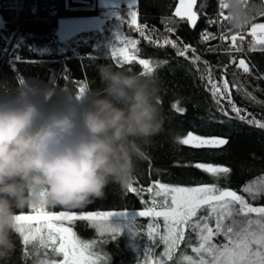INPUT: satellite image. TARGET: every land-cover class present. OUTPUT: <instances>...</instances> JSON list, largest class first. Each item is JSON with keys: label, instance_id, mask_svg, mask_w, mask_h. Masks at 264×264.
Segmentation results:
<instances>
[{"label": "trees", "instance_id": "obj_1", "mask_svg": "<svg viewBox=\"0 0 264 264\" xmlns=\"http://www.w3.org/2000/svg\"><path fill=\"white\" fill-rule=\"evenodd\" d=\"M177 3V0H138L137 21L144 35H141L136 26L123 22L128 34L125 39L138 42L134 47L130 46L127 52L128 55L136 57L131 64H119V57L113 59L107 41L95 42L94 38L86 39L80 35L81 37L78 36L61 47L56 40L58 20L27 21L19 58L5 64L0 59V82H15L31 77L47 81L49 77H53L59 85H67L75 92H79L81 86L87 91L101 86L96 72L98 64L112 63L117 68L141 73L143 66L138 63L140 59L166 60L167 64L158 67L153 75L161 89V106L168 118L165 131L154 138L153 145L148 149V159L138 163L132 186L147 188L153 182L184 187L216 184L222 189L241 192L240 189L246 182L264 174V129L235 119L234 113L229 112V116H224L218 111L211 91L206 86L207 81L200 79V73L191 63V57L198 55L200 61H207L217 83L222 78L227 79L233 102L264 122V46L257 45L245 55V63L250 71L239 72L225 64L216 33L219 30L229 37H239L246 28L232 30L227 20H221L218 27L210 26V21L216 17L217 0H197L194 7L197 19L195 26H191L186 18L175 14ZM248 3L253 9V18L247 27L255 23L264 24V0H248ZM60 4L61 17L97 16L103 10L95 0H60ZM224 14L227 15L226 9ZM3 16L11 17L7 12ZM119 20L126 19H113L115 22ZM104 32L108 33L106 30ZM203 33H209L215 38L204 40ZM165 39L175 41L180 48L190 45L195 53L189 51L188 58L177 56L176 49L171 45L160 46L156 43L159 41L162 44ZM69 52H76L80 57L69 58L66 56ZM199 67L204 69L205 65L201 62ZM233 84L237 87L234 88ZM246 92L251 93L255 100L249 99ZM177 101L178 106L183 109L182 112L176 111L174 107ZM221 102L226 109L229 108L225 100ZM189 132L204 138H224L228 143L219 148H194L179 142L174 143V138H185ZM197 163L224 166L230 168L231 172L226 177L214 178L196 168L194 165ZM142 200L149 201V194L138 195L128 189L121 190L116 184H110L102 199H96L86 207L47 208L54 212L77 213L142 211L145 209ZM261 200L264 202V195ZM29 210L30 208L18 210V215L28 213ZM150 221L146 218L136 220V237L133 242L126 234H120L107 242L104 251L109 259L105 264H140L150 248L157 257L163 251L164 245L159 241L158 235L155 237L156 244L148 239L146 225ZM156 222L163 233V219L159 218ZM75 227L82 237L86 231H92L85 221L78 220ZM14 239V253L10 259L0 264H35V257L25 258L19 233ZM217 242H220L218 238ZM183 247L181 245V250ZM170 264H175V261Z\"/></svg>", "mask_w": 264, "mask_h": 264}, {"label": "clouds", "instance_id": "obj_2", "mask_svg": "<svg viewBox=\"0 0 264 264\" xmlns=\"http://www.w3.org/2000/svg\"><path fill=\"white\" fill-rule=\"evenodd\" d=\"M228 24L252 22L248 0H224ZM100 87L75 92L53 77L0 82V262L16 248L18 210L79 209L128 189L167 116L153 77L96 65ZM178 143V137L174 138Z\"/></svg>", "mask_w": 264, "mask_h": 264}, {"label": "snow or ice", "instance_id": "obj_3", "mask_svg": "<svg viewBox=\"0 0 264 264\" xmlns=\"http://www.w3.org/2000/svg\"><path fill=\"white\" fill-rule=\"evenodd\" d=\"M137 5L138 0H134ZM197 0H180L181 8L177 9V16H186L195 26L196 13L192 11ZM131 11L125 22L130 26L135 25L136 29L144 35L143 29L137 24L136 6L130 5ZM226 8L224 0H220L219 15L222 20L228 21V16L224 14ZM171 31V29H168ZM261 35L257 36V32ZM255 39L253 46L264 45V24L252 26L251 32ZM214 39L209 33L203 34V39ZM243 41L244 37L232 35L231 37L221 34L222 40H231V47L237 51V39ZM120 39V37H118ZM134 47L136 41L120 39L121 47H115L112 51L113 59H119V64H131L135 56L127 54L128 44ZM160 46L171 45L176 49L177 56L187 57L189 51L195 53V49L190 45L184 48L177 46L175 41L165 39ZM205 65L204 69L199 67V63ZM143 66L141 74L146 77H153L158 67L167 64V61H153L140 59L138 61ZM191 63L196 71L200 73V79L207 81V87L211 91L212 98L224 116H229V112L235 114V119L245 121L258 128L264 129V122L256 119L247 113L246 109L238 107L231 98L229 83L222 78L219 83L213 79L212 68L207 61H200L198 55L191 57ZM233 63H236L233 59ZM238 67L244 73L250 71L243 59L239 60ZM226 70V69H225ZM233 87H237L233 84ZM85 90L80 88V92ZM245 95L255 100L251 93ZM225 100L229 106L226 109L221 102ZM257 103H259L257 101ZM179 102L174 105L176 111L182 112ZM251 116V119L249 117ZM232 118V117H229ZM178 142L194 148H219L227 144L224 138H204L189 132L185 138H179ZM203 172L210 174L214 178L227 176L231 169L224 166L213 164L197 163L194 165ZM132 193L143 195L149 194L150 200L145 203V209L138 211L137 215L142 218H151L146 225L147 237L153 243L159 236L165 248L158 258L150 261L149 264H264V207H254L244 196L237 191L222 189L218 185H202L196 187L171 186L159 182H153L147 188L133 187L128 188ZM247 193L253 200L264 195V174L253 178L245 183L240 189ZM35 214H21L17 216V233L23 238L25 246L44 248V255L51 258L45 264H58L56 257H62L59 264H100L106 257L100 256L95 251L97 241L81 240L68 225L77 220L88 221L96 228L100 237L116 238L117 229L110 224V219L119 215L113 211H96L86 214L75 215L67 211H60L58 214L51 211L47 206L31 208ZM159 218L163 219V233L156 222ZM223 239L218 243L217 238ZM181 245L183 249L181 250ZM179 255L177 256V253ZM151 254V248L146 256ZM143 264V262H141Z\"/></svg>", "mask_w": 264, "mask_h": 264}, {"label": "rangeland", "instance_id": "obj_4", "mask_svg": "<svg viewBox=\"0 0 264 264\" xmlns=\"http://www.w3.org/2000/svg\"><path fill=\"white\" fill-rule=\"evenodd\" d=\"M177 1H178V3L176 6V9H175V14H176L177 9L181 8L180 0H177ZM95 3L103 8L102 11L110 10V9L114 10L118 7L123 6V5L136 6L134 0H95ZM194 7H195V5L193 6L192 11L196 13ZM101 12L97 16L61 17L58 20V26H57V30H56V40H57L58 44L61 47H63L68 42H70V40L75 39L81 35V36H83V38H86V39L94 38L95 42H99V41L100 42H106L107 41V43L110 45L111 52L113 51V49L115 47H121L120 39H125L126 35H128L126 26L124 25V23H127V22H125L126 20H119L120 22L119 21L115 22V21H113V19H118L115 16V13L112 14L113 17L107 18V17L102 16ZM137 16H138V13H137ZM178 17H182V18L187 19L186 16H178ZM196 17H197V14H196ZM188 22L191 26H193L189 20H188ZM137 24H138V21H137ZM256 24H262V23L252 24L249 27H247L244 30V32L249 30V29H252V26L256 25ZM132 26H135V25H132ZM105 30L108 31V33L104 32ZM98 32H100L102 34L99 35ZM104 33H106V34H104ZM259 35H261V33L257 32V36H259ZM98 37L100 38V40ZM118 37H120V39H118ZM130 46H132V44L130 45V43H129L127 46V52L129 51ZM256 46L257 45H255L254 48ZM80 88H79V92H80ZM217 166H220V165H217ZM237 193L244 196L245 199L248 200V202L252 206L264 207V202H261L262 201L261 200L262 195L259 196L257 199L253 200L251 197L248 196L247 193H243V192H237ZM59 212H56V213L58 214ZM113 212L120 213L119 215L113 216L109 221V224L114 229H117L116 238L120 234H126V235H128L129 239H131V242H133V240L136 237L135 231H134V224L136 223L137 219L142 218V217L137 215L138 211H113ZM69 213L75 214V215L86 214V213H77V212H69ZM23 214H26V215L27 214H35V212H34V210H32L30 208L28 213H23ZM19 215H21V214H19ZM146 219L151 220V218H146ZM77 221H75L74 223H72L71 225H68V226H70L72 228V230L77 234V236L81 240H85V241L96 240L97 241V246H96L95 251H97V253L100 256L106 257V260H101V262H100V264H105L107 262V260L109 259L108 258L109 256L104 251V245L107 242L112 241L113 239H111V237H108V236L100 237L96 228L92 227L88 221H85V223L87 224V226H89L92 229V231H86L85 236L82 237L75 227ZM218 239L221 241L223 238L219 237ZM21 241H22L23 251L25 253V255H24L25 258L35 257L34 258L36 260L35 264H45V261L47 259L51 258V254H49V257H46L44 255L45 251H47L46 249L40 248V247H34L33 248L34 250H33L32 245L25 246V244L23 243L22 237H21ZM163 247L165 248V246H163ZM164 248H163V251H164ZM163 251L161 253H163ZM161 253L157 257H155L153 255V253L151 252V254L149 256H145L143 258V260H142L143 264H149L150 261L154 260L155 258H158L161 255ZM56 259H57L58 264H59V261L62 260V257H56Z\"/></svg>", "mask_w": 264, "mask_h": 264}, {"label": "built area", "instance_id": "obj_5", "mask_svg": "<svg viewBox=\"0 0 264 264\" xmlns=\"http://www.w3.org/2000/svg\"><path fill=\"white\" fill-rule=\"evenodd\" d=\"M60 7V0H2L0 3V59L3 63L19 58L24 41L23 31L26 28L27 21L50 22L59 20L61 18ZM220 10V0H217L216 17L210 21V26H219L222 20L219 15ZM130 11L131 8L128 5H123L114 10H104L101 15L110 18L115 13L118 19H126ZM5 12L11 17L5 18L3 16ZM250 32L251 29L244 32L242 35L244 37L243 41H236L237 46L240 48L239 51L231 47V40L224 41L221 39L222 33L219 30L216 33L225 64L234 67L239 72L243 71L242 68L238 67L239 60L243 59L245 61V55L254 49V37L249 35ZM66 56L77 58L80 57V54L69 52ZM233 59L236 63H233Z\"/></svg>", "mask_w": 264, "mask_h": 264}, {"label": "bare ground", "instance_id": "obj_6", "mask_svg": "<svg viewBox=\"0 0 264 264\" xmlns=\"http://www.w3.org/2000/svg\"><path fill=\"white\" fill-rule=\"evenodd\" d=\"M255 38H253V41H254Z\"/></svg>", "mask_w": 264, "mask_h": 264}, {"label": "crops", "instance_id": "obj_7", "mask_svg": "<svg viewBox=\"0 0 264 264\" xmlns=\"http://www.w3.org/2000/svg\"><path fill=\"white\" fill-rule=\"evenodd\" d=\"M99 6V5H98ZM99 7H101V6H99ZM102 8V7H101Z\"/></svg>", "mask_w": 264, "mask_h": 264}, {"label": "water", "instance_id": "obj_8", "mask_svg": "<svg viewBox=\"0 0 264 264\" xmlns=\"http://www.w3.org/2000/svg\"><path fill=\"white\" fill-rule=\"evenodd\" d=\"M2 0H0V3H1Z\"/></svg>", "mask_w": 264, "mask_h": 264}]
</instances>
